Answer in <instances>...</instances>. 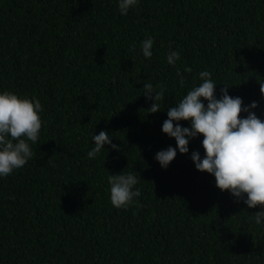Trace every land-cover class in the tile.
<instances>
[{
    "label": "trees",
    "instance_id": "obj_1",
    "mask_svg": "<svg viewBox=\"0 0 264 264\" xmlns=\"http://www.w3.org/2000/svg\"><path fill=\"white\" fill-rule=\"evenodd\" d=\"M169 42L181 53L175 67ZM184 65L192 71L180 87ZM205 68L217 94L229 84L264 118V0H139L126 15L117 0H0V89L43 109L33 159L0 178V264H264L253 219L264 206L237 202L195 168L202 134L166 168L154 159L175 147L161 130L167 108ZM146 81L166 85L162 110L148 112ZM101 129L119 150L105 145L90 159ZM121 171L137 175L141 195L117 209L107 176Z\"/></svg>",
    "mask_w": 264,
    "mask_h": 264
},
{
    "label": "clouds",
    "instance_id": "obj_2",
    "mask_svg": "<svg viewBox=\"0 0 264 264\" xmlns=\"http://www.w3.org/2000/svg\"><path fill=\"white\" fill-rule=\"evenodd\" d=\"M139 4V0H117L121 15ZM154 38L149 35L140 41V51L144 58L153 55ZM169 42L165 53L166 62L176 66L180 60V51L172 48ZM192 71L188 65L176 67L175 75L180 87H184L186 73ZM199 83L193 84L182 97L167 108L166 119L161 130L175 139V147L169 144L155 152L154 159L162 168H166L179 153H189V141L202 134L200 141L204 153L192 150L190 158L197 170L207 171L215 178L216 186L228 190L237 202L243 201L249 208L264 206V118L252 109L258 101L242 103V97L232 96L228 92L229 84L223 83L218 94L216 81L206 68L198 72ZM166 85L146 81L143 94L151 101L148 112L162 110L159 101L164 99ZM260 91L264 95V83L260 82ZM203 98V99H201ZM206 101V103H205ZM42 106L36 98L21 96L17 92L0 89V178L23 169L33 159L32 145L39 142L42 127ZM246 115H240V113ZM188 121L183 126L180 121ZM93 146L86 155L95 159L105 145L119 150L113 143L109 132L101 129L91 135ZM139 178L132 172L110 173L107 176L109 201L117 209L128 208L141 195ZM254 223L264 228V207L254 212Z\"/></svg>",
    "mask_w": 264,
    "mask_h": 264
}]
</instances>
